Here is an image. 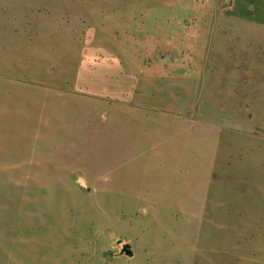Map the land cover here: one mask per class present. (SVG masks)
<instances>
[{
  "label": "rangeland",
  "instance_id": "1",
  "mask_svg": "<svg viewBox=\"0 0 264 264\" xmlns=\"http://www.w3.org/2000/svg\"><path fill=\"white\" fill-rule=\"evenodd\" d=\"M215 3L0 0V264H264V31Z\"/></svg>",
  "mask_w": 264,
  "mask_h": 264
},
{
  "label": "crops",
  "instance_id": "2",
  "mask_svg": "<svg viewBox=\"0 0 264 264\" xmlns=\"http://www.w3.org/2000/svg\"><path fill=\"white\" fill-rule=\"evenodd\" d=\"M211 7L213 9L216 8L215 0H211ZM165 9H167V7H165ZM221 12L224 16L223 18L231 22H235L237 24L246 25L254 29L264 31V0H230V5L227 8L223 9ZM212 23L213 22L211 21V24ZM206 38L207 37L205 36L204 39ZM197 133L198 131L194 132L195 143L188 146V152L190 153L189 161L196 164L202 170L203 168H206L208 163L210 162L208 161V159L210 156L209 153L211 152V145L207 146L206 144H203L201 146V143L198 142V140L196 139V136L198 135ZM192 136H193V133L189 137H192ZM125 137L126 136L118 135L116 136L117 140H115V142H117L119 145H122V146L131 145L130 142L128 141L129 135L127 136V138ZM163 137H168V135H164ZM193 138L194 137L190 139L193 140ZM113 139L115 138L113 137ZM135 141L138 142V144L136 145L137 146L136 148H143L146 144V137L143 135H137L135 138ZM161 142L165 147L164 151L177 152V146L176 144H173V141L169 142L168 139H165ZM141 150H137V151H141ZM138 167L145 168V167H140V166ZM175 167L177 166H174V168ZM201 179L202 177L200 178V180ZM199 182H200V186L205 184L203 181H199ZM199 188L202 190V192L206 191L205 188L203 187H199ZM200 196L201 197L198 198L197 200H193L196 197V195H193L190 197L189 201L187 202H185L186 200L184 202L177 200L175 201L174 204L169 203L167 205L168 208L166 209L165 213L171 217L173 216L175 218H178L177 219V222L179 223L177 226L178 229H175V230L177 231L182 230L181 224L183 223V221L185 220V217L187 216H195L196 219L203 217V213L205 209L207 208V197H203L201 192H200ZM192 201H194L195 203L194 210L185 209L184 208L185 204H190ZM179 212H182L184 215H179ZM145 217L151 218V214H149V211H147V214Z\"/></svg>",
  "mask_w": 264,
  "mask_h": 264
}]
</instances>
